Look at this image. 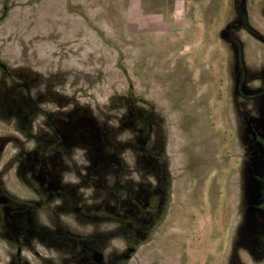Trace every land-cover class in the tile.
Instances as JSON below:
<instances>
[{"label":"rangeland","instance_id":"rangeland-1","mask_svg":"<svg viewBox=\"0 0 264 264\" xmlns=\"http://www.w3.org/2000/svg\"><path fill=\"white\" fill-rule=\"evenodd\" d=\"M24 85L90 152L88 230L124 264H264V0H0V167L61 149ZM159 175L163 213L127 251Z\"/></svg>","mask_w":264,"mask_h":264},{"label":"flooded vegetation","instance_id":"flooded-vegetation-1","mask_svg":"<svg viewBox=\"0 0 264 264\" xmlns=\"http://www.w3.org/2000/svg\"><path fill=\"white\" fill-rule=\"evenodd\" d=\"M22 88L27 97L30 96L29 87L24 85ZM27 101L33 111L28 115L27 123L32 124L34 121L31 116L44 115L45 120L43 117L39 120H44L43 126H48L56 140H61V149L40 150L34 144L33 147L37 148L38 153L35 159L21 157L17 160V167H0V245L3 244L5 248V264H124L127 256H120L114 245L108 247L112 242L106 234L111 232L88 230L94 219L90 152L75 155V150L65 146L74 144L73 131H60L57 124H54V116L57 114L45 113L31 96ZM39 120L36 123L42 124ZM51 123L55 129L51 128ZM30 129L32 127L29 126ZM51 156L55 158L56 164L53 171L50 170L51 166H47L46 160L52 158ZM110 156L113 163L114 155ZM116 157L118 159V154ZM67 168H73L74 171L76 168L77 172H69ZM13 178L18 182L9 181ZM156 181L153 187L148 184L146 186L149 187L147 203H141L139 199L135 201V195L131 198L132 216L144 211L149 218L141 225L135 219L136 227L133 226L128 231L118 230V237L127 238L123 240L127 251H134L140 242L141 229L145 230V234L150 232L163 213L168 183L161 175ZM16 183L19 189H14ZM98 217L97 215L95 218ZM123 220L126 221V218ZM78 222L80 229L77 228ZM127 232L131 234V242Z\"/></svg>","mask_w":264,"mask_h":264},{"label":"trees","instance_id":"trees-1","mask_svg":"<svg viewBox=\"0 0 264 264\" xmlns=\"http://www.w3.org/2000/svg\"><path fill=\"white\" fill-rule=\"evenodd\" d=\"M35 1V0H34ZM6 9V8H5Z\"/></svg>","mask_w":264,"mask_h":264}]
</instances>
